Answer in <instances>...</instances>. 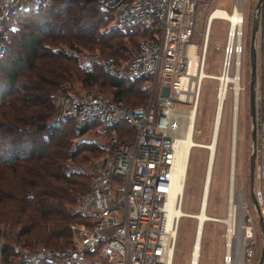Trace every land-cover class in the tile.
Instances as JSON below:
<instances>
[{"label":"built area","instance_id":"1","mask_svg":"<svg viewBox=\"0 0 264 264\" xmlns=\"http://www.w3.org/2000/svg\"><path fill=\"white\" fill-rule=\"evenodd\" d=\"M245 0H230L220 49L219 75L228 74L224 89L231 97L237 91L241 62L242 23ZM42 0H0V58L5 45V27L18 14L36 8ZM110 25L123 28L134 24L148 29L128 46L125 57L71 50L80 65L95 62L108 75L147 77L148 96L144 102L129 105L113 100L95 88L72 90L59 87L54 95L52 122L72 117L76 126L97 120L103 128L116 120L131 125L130 139L113 129L102 142L104 152L92 162L88 185L72 205L76 213L68 223L69 243L62 247L37 243L31 248L15 246L17 257L46 264H173L176 230L181 213L175 209L182 197L169 198L174 163L173 112L177 104L195 106L203 77L201 68L208 45L211 15L215 0H96ZM258 31L264 37V0L258 10ZM199 19H202L201 26ZM193 44L194 57L188 44ZM69 51V49H67ZM218 85L220 76H217ZM218 85L216 93L218 91ZM232 100V98H231ZM254 158L251 193L263 227L259 229L255 210L243 189L234 200L227 198L224 214L215 219L222 224L219 264H257L264 235V62L254 72ZM201 195V194H200ZM169 198V204H168ZM230 204V205H229ZM199 205V204H198ZM198 205L196 208H198ZM252 207L254 215L250 212ZM172 209V210H170ZM196 222L187 264H197L201 233ZM196 235L198 237L196 238ZM260 264H264V243Z\"/></svg>","mask_w":264,"mask_h":264},{"label":"trees","instance_id":"2","mask_svg":"<svg viewBox=\"0 0 264 264\" xmlns=\"http://www.w3.org/2000/svg\"><path fill=\"white\" fill-rule=\"evenodd\" d=\"M110 18L96 0H42L5 27L0 58L1 264H46L17 257L14 247L69 243L68 223L76 215L72 205L89 180L74 165L102 152L98 144L77 138L97 120L80 126L72 117L52 122L59 87L75 78L80 86L106 89L113 100L129 105L148 96L145 76H110L76 62L71 50L80 46L120 58L127 55V39L135 45L149 35L141 25H110ZM105 129L124 139L132 131L120 119Z\"/></svg>","mask_w":264,"mask_h":264},{"label":"rangeland","instance_id":"3","mask_svg":"<svg viewBox=\"0 0 264 264\" xmlns=\"http://www.w3.org/2000/svg\"><path fill=\"white\" fill-rule=\"evenodd\" d=\"M255 0L244 1V20L242 23V43L243 49L241 52V62L239 68V92H238V108L236 104L237 116L236 126L234 130V191L243 189L244 195L248 197V154L251 148L250 143V119L248 113V78H249V65H248V36L250 20L252 17V8ZM217 5L228 9L230 0H215ZM257 19L260 17L257 15ZM200 26L202 19H199ZM226 21L221 18H212L208 34V45L206 47L203 69L208 73H217L219 68L220 49L215 48L214 44H222L224 37ZM257 24L255 34V66L264 62V37L258 31ZM125 40V39H124ZM126 50L128 46H131L129 40L126 41ZM65 50L69 49L67 46H63ZM73 50V49H72ZM74 51V50H73ZM77 51V50H75ZM80 53H98L99 55H107L102 53L98 47L87 48L80 46L78 48ZM76 62H79L76 58ZM79 64V63H78ZM85 68L92 66L101 70L100 66L95 62L91 64L80 65ZM130 78V77H126ZM144 84L148 89L147 79L144 80ZM72 90L89 89L80 86V83L72 78L70 82H66ZM218 85V79L216 77H203L201 80V86L197 99V109L194 119V125L192 130V137L194 140L201 143H208L211 137L212 124L215 114V107L217 103L216 88ZM99 90L104 95H111L110 91L99 88L98 86H92ZM230 90L225 91L223 99V107L220 113L219 129L216 137L215 154L213 158L211 180L209 186V193L206 203V212L208 215L216 217L223 215L226 210L227 198H228V185H229V157H230V140H231V111L232 100ZM237 103V101H236ZM179 108L180 114H178L172 121V129L174 136L181 135L187 122V116L189 112V105L181 103L176 105ZM256 107L254 105V122L256 117ZM257 118V117H256ZM58 123V122H55ZM109 130L96 126L87 127L84 132L77 135L80 140L92 142L98 144L102 149L100 154L90 157L84 163H76L74 166L76 169L84 171L89 175L92 162L101 156L104 152L102 142L109 136ZM208 159V149L204 146H192L190 148L187 171L184 181V189L182 194V201L180 207L189 213L196 214L200 205L202 197V188L204 183V177L206 172ZM254 166V165H253ZM254 169V168H253ZM254 180V179H253ZM252 180V181H253ZM237 193V192H236ZM201 194V195H200ZM199 204V205H198ZM198 205V208H196ZM250 212L254 215L252 207L249 206ZM219 217V216H218ZM256 220V217H253ZM196 222L194 216L180 215L176 230V237L173 250V264H187L189 252L192 250V229ZM260 229L259 223L257 221ZM221 229L222 224L216 220H204L202 233L199 243V256L197 264H219L220 246H221ZM39 243V242H38ZM1 245V236H0ZM1 264V262H0Z\"/></svg>","mask_w":264,"mask_h":264},{"label":"bare ground","instance_id":"4","mask_svg":"<svg viewBox=\"0 0 264 264\" xmlns=\"http://www.w3.org/2000/svg\"><path fill=\"white\" fill-rule=\"evenodd\" d=\"M211 15H218L220 16L221 19H224V18L232 19L235 16V13L234 12L229 13L225 8L216 6V8L211 12ZM193 47H194L193 44L191 43L188 44V50L190 51L191 57H194ZM201 74L205 77H216L217 78V76H220V84L218 85V91L216 93L217 103L215 107V114H214V119H213V124H212L211 137L208 143L198 142L194 140V138L192 137V130H193L194 119H195L196 109H197V106L195 104V106L190 107L188 115H186L187 122L184 127L183 133L178 136L173 135L174 137V141H173L174 163L172 166V181H171V187L169 191V198H171L174 193L176 194V196L179 193V195L182 197L190 148L192 146L206 147L208 149V159H207L206 172H205L204 183H203V188H202V197H201V201H200V205L197 210V213L193 214V213L186 212L180 206L175 209V213L177 212V213L185 214L187 216H197L196 226H197V231L200 233L202 232V228H201L202 219L209 217L208 213L206 212V203H207V197L209 193L213 158L215 154L216 137H217V132H218L219 123H220V120H219L220 113L223 107V99L225 95V91H223L224 80L229 78L228 74L219 75L218 73H208L203 68H201ZM234 87H237V91L234 94H232L231 135H230L231 140H230V157H229V185H228L229 187L228 188V199L229 200H234L235 197L237 196V193H236L237 191L236 190L234 191V166H235L234 130L236 126V116H237L236 104L238 108V92H239L238 91L239 90L238 80H237V83L234 82ZM178 114H180V112L179 113L173 112V120ZM169 198H168V204L170 203ZM217 217L218 216L214 218L218 219ZM197 237L198 235H196V238ZM196 252H197V240L195 239L191 253L195 255Z\"/></svg>","mask_w":264,"mask_h":264},{"label":"water","instance_id":"5","mask_svg":"<svg viewBox=\"0 0 264 264\" xmlns=\"http://www.w3.org/2000/svg\"><path fill=\"white\" fill-rule=\"evenodd\" d=\"M261 0H255L252 8V17L250 20L249 36H248V65H249V78H248V113L250 119V143L251 148L248 154V192L251 198L253 209L255 210V217L259 223L260 229L263 232V227L260 222V217L257 212V205L251 193L252 185V170H253V156H254V72H255V34L257 29V15ZM264 235L262 236V244L259 251L257 264H260L263 252Z\"/></svg>","mask_w":264,"mask_h":264}]
</instances>
